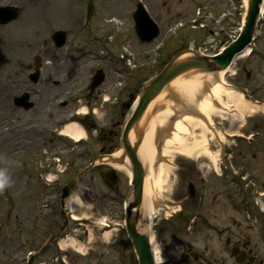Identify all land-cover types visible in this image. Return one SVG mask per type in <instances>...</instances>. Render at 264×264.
Returning a JSON list of instances; mask_svg holds the SVG:
<instances>
[{"label": "rangeland", "instance_id": "374dc122", "mask_svg": "<svg viewBox=\"0 0 264 264\" xmlns=\"http://www.w3.org/2000/svg\"><path fill=\"white\" fill-rule=\"evenodd\" d=\"M140 1L162 30L158 40L146 45L135 36L131 17L139 0H77L80 32L77 25L71 24L74 17L56 25L51 15L37 12L42 0H0V6L21 10L16 22L0 26V98L4 102V112L0 110V122H4V127H0V179L7 180L0 190V264H25L29 253L36 254L33 264H138L125 229L124 207L132 192L130 179L117 171L121 182L110 186L100 175L108 167L99 166L85 173L67 198V209L72 200L80 197L90 211L84 222L74 221L67 214L68 231H76L69 237L84 245L85 253L61 250L60 240L42 250L63 224L43 209L47 194L62 188L85 166V158H76L73 150L67 153L65 144L56 138V121L69 117L78 108H93L91 118L83 120L89 130L88 151L84 154L93 157L119 152L120 138L142 87L158 75L176 50L198 49L213 37L218 44L222 42L220 48L235 40L240 34L244 9L242 0ZM102 17L107 22L117 19L120 26L108 23L100 27ZM194 19H200L207 29H191ZM181 23L186 29L177 31ZM172 27L177 28L173 37ZM58 31L68 34L67 46L61 50L55 49L51 41ZM168 34L172 39L166 37ZM162 44L164 47L159 49ZM8 47L25 51L23 60H11ZM253 49L251 56L235 60L225 79L248 101L262 107L264 19L259 22ZM125 53L132 55L130 60ZM76 55L83 56L80 62L63 66L65 60ZM36 58L41 60L42 72L36 90L49 93L52 102L56 98L65 101L63 96L73 90L68 111L56 110L55 116L49 118L46 111L53 113L55 109L48 106L35 118L32 113L15 108L14 98L35 86L29 76L36 67ZM98 70L105 74V80L86 93L87 80ZM232 115L213 119L214 133L231 134L222 144L217 139L212 144L213 151L220 154L217 169L206 159L194 161L176 153L166 162L170 173L162 201L170 217L164 219L165 213L160 211L153 229L161 264H236L225 246L226 238L240 248L251 249L256 264H264V224H260L264 214L259 210L264 204V110L243 122H230ZM55 157L61 159L63 173L58 182L54 177V183L48 185L46 177H50ZM190 183L196 187L193 198L189 195ZM81 223L84 226L77 225ZM102 224L109 226L106 231L113 232L108 243L103 239ZM221 230L227 232L225 236H220ZM188 254L200 259L192 256L183 262V255Z\"/></svg>", "mask_w": 264, "mask_h": 264}, {"label": "bare ground", "instance_id": "6f19581e", "mask_svg": "<svg viewBox=\"0 0 264 264\" xmlns=\"http://www.w3.org/2000/svg\"><path fill=\"white\" fill-rule=\"evenodd\" d=\"M42 2L43 4L36 11L40 14L51 15L54 23H57L56 25L71 21L78 9L76 0H42ZM245 2L247 6V0ZM261 18H264V6L261 9ZM105 25V18L102 17L99 20V26L105 27ZM6 50L9 58L16 63L23 60L25 51L14 47H8ZM249 51L247 50L239 59L247 58L250 54ZM1 57L2 54L0 61H2ZM227 72L229 70L216 74L193 72L179 77L151 104L141 123L145 126V135L138 151V157L146 170V177L138 227H142L151 237L157 264L162 263V258L159 256L160 248L153 235L155 221L159 217L160 211H164V219L170 217L168 207L162 201V194L170 173V167L166 161L176 153L189 160L206 159L213 168L217 169L220 154L219 151H213L212 144L216 139L223 143L225 134L214 133V117L224 119L230 113L233 114L229 118L230 122H243L242 120L245 118L264 110V105L261 107L257 104L253 105L250 101L247 102L242 94L228 86L225 79ZM0 87H2L1 81ZM106 101H108V97ZM2 107H4V102L0 98V110L4 112ZM155 109L156 111L153 112ZM80 111L84 114L86 109ZM195 111L204 120L186 115L188 112L194 113ZM0 127H4V122H0ZM22 132H24L23 129ZM160 132L164 137L161 151L158 149L159 143L156 141ZM227 133L230 132L227 131ZM62 135L74 141L85 138L84 131L77 124L67 125L62 131ZM130 140L132 143L136 141L134 132H131ZM121 156L122 152H118L113 158L119 160ZM106 161L107 164H111L113 160ZM114 168L126 174L130 179L132 178L128 160L124 165H114ZM70 209L74 220L90 217L89 209L79 199L70 202ZM112 234L113 232H107L104 235L103 239L106 243L109 242ZM70 245L73 247L74 241H63L60 247L65 250Z\"/></svg>", "mask_w": 264, "mask_h": 264}, {"label": "water", "instance_id": "95a60500", "mask_svg": "<svg viewBox=\"0 0 264 264\" xmlns=\"http://www.w3.org/2000/svg\"><path fill=\"white\" fill-rule=\"evenodd\" d=\"M262 4L263 0H248V11L247 17L245 18L244 30L238 41L226 49L221 56L217 58H205L194 54L192 57L183 59V54L178 55L171 60L158 77L145 85L140 92L138 104L124 130L122 139L124 155L119 161L125 162L128 159L129 167L133 175V193L126 207V226L129 238L134 245L139 264H156L149 234L142 227H138V218L140 217L146 177V170L138 157V151L145 135V126L141 125V123L151 104L179 77L193 72L198 74H212L225 71L231 65L235 56L240 54L251 43ZM15 18L14 12L0 9V24H6ZM137 20L139 21V33L142 31L141 25L143 24L146 26H149V24L154 26L146 18V21L138 18ZM102 80L103 76L101 75L100 82ZM155 111L156 109L153 112ZM131 132L135 134L136 141L134 143L130 140ZM160 138L161 134L158 135V142ZM160 147L161 144H159V149ZM110 174L115 177V173L111 172ZM76 184L77 182L71 183L68 189L74 187Z\"/></svg>", "mask_w": 264, "mask_h": 264}, {"label": "clouds", "instance_id": "9594fccd", "mask_svg": "<svg viewBox=\"0 0 264 264\" xmlns=\"http://www.w3.org/2000/svg\"><path fill=\"white\" fill-rule=\"evenodd\" d=\"M7 185L6 179H0V190H2Z\"/></svg>", "mask_w": 264, "mask_h": 264}, {"label": "flooded vegetation", "instance_id": "af4514ba", "mask_svg": "<svg viewBox=\"0 0 264 264\" xmlns=\"http://www.w3.org/2000/svg\"><path fill=\"white\" fill-rule=\"evenodd\" d=\"M229 242H230V241L228 240V243H229ZM244 251H246V250H244ZM191 255H192V254H190V256H191ZM248 255H249V257H251V252H250ZM192 256H193L194 259H196V260H197V259H198V260L200 259L199 256H197V255H192ZM245 258H246V257H245ZM253 262L255 263L254 260H253ZM244 264H245V263H244Z\"/></svg>", "mask_w": 264, "mask_h": 264}]
</instances>
